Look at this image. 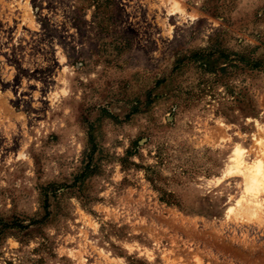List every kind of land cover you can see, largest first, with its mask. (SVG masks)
<instances>
[{
  "label": "rangeland",
  "instance_id": "1",
  "mask_svg": "<svg viewBox=\"0 0 264 264\" xmlns=\"http://www.w3.org/2000/svg\"><path fill=\"white\" fill-rule=\"evenodd\" d=\"M261 140L264 0H0V264H264Z\"/></svg>",
  "mask_w": 264,
  "mask_h": 264
},
{
  "label": "bare ground",
  "instance_id": "2",
  "mask_svg": "<svg viewBox=\"0 0 264 264\" xmlns=\"http://www.w3.org/2000/svg\"><path fill=\"white\" fill-rule=\"evenodd\" d=\"M259 143L264 149V141L261 140ZM244 152L245 149L240 143L239 147L233 148L228 154L231 156L228 160V173H241L244 184V195H240L237 199L238 207L229 206L228 210L239 213L244 212L250 219L259 210L264 213V196L259 195L262 191L264 194V160L249 161V157H245ZM245 192H247L246 196Z\"/></svg>",
  "mask_w": 264,
  "mask_h": 264
},
{
  "label": "trees",
  "instance_id": "3",
  "mask_svg": "<svg viewBox=\"0 0 264 264\" xmlns=\"http://www.w3.org/2000/svg\"><path fill=\"white\" fill-rule=\"evenodd\" d=\"M255 66H256V68L258 67L257 64H256ZM90 142L94 144V139H91ZM127 153H129V151H127ZM124 159H125V158H124ZM136 165H137V164H136ZM160 190H161V189H160ZM164 195H165L166 197H164ZM163 197L166 198V199H165L166 202H168V203H171V202H172V201H169L170 198H172V194H171V193H167L166 191H163ZM173 202H174V201H173ZM172 204H179V203H172Z\"/></svg>",
  "mask_w": 264,
  "mask_h": 264
}]
</instances>
